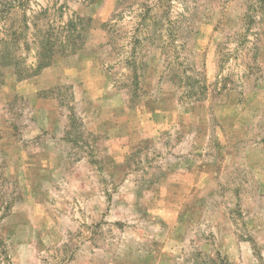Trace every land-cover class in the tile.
Returning a JSON list of instances; mask_svg holds the SVG:
<instances>
[{
  "label": "rangeland",
  "instance_id": "obj_1",
  "mask_svg": "<svg viewBox=\"0 0 264 264\" xmlns=\"http://www.w3.org/2000/svg\"><path fill=\"white\" fill-rule=\"evenodd\" d=\"M4 10L28 73L89 22L0 64V264H264V0Z\"/></svg>",
  "mask_w": 264,
  "mask_h": 264
},
{
  "label": "trees",
  "instance_id": "obj_2",
  "mask_svg": "<svg viewBox=\"0 0 264 264\" xmlns=\"http://www.w3.org/2000/svg\"><path fill=\"white\" fill-rule=\"evenodd\" d=\"M27 1L28 0H0V2L4 6L5 12H10L16 7L24 8ZM88 20L89 19L79 14L67 20L66 28L68 32L61 38L60 43L58 41H54L53 38L48 35H44L39 38V50L36 56V63L33 64V68H30L32 69L30 73H28L29 68H21L18 63L14 62L13 54L9 51V46H6V43L5 46H2L0 50V64L5 66L14 65L15 74L19 79L37 75L45 67L53 65L55 63L58 53H60L61 56H67L76 54L78 52V49L81 47V45L79 46V44L84 40V32L85 30H87L86 23L89 22ZM23 23L27 24L25 19ZM17 31H19V33L14 34L15 41L18 42L20 37H22V35H25V31L23 29H17ZM41 31H43V33L45 32L44 30ZM7 35L10 36L11 33ZM71 121V125H74V119Z\"/></svg>",
  "mask_w": 264,
  "mask_h": 264
}]
</instances>
